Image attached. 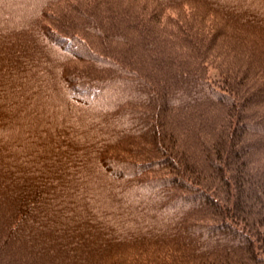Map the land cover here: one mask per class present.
I'll list each match as a JSON object with an SVG mask.
<instances>
[{
  "label": "trees",
  "instance_id": "1",
  "mask_svg": "<svg viewBox=\"0 0 264 264\" xmlns=\"http://www.w3.org/2000/svg\"><path fill=\"white\" fill-rule=\"evenodd\" d=\"M0 19V264H264V0H0ZM140 49L179 62L158 79Z\"/></svg>",
  "mask_w": 264,
  "mask_h": 264
},
{
  "label": "bare ground",
  "instance_id": "2",
  "mask_svg": "<svg viewBox=\"0 0 264 264\" xmlns=\"http://www.w3.org/2000/svg\"><path fill=\"white\" fill-rule=\"evenodd\" d=\"M147 7H148V9H151V10H148L147 12H152V11L157 10V6L156 5L154 6L153 1H151V3ZM166 14H169V13L167 12ZM58 16L60 18H62V16L60 14H58ZM125 18H127L130 22L126 21L123 25H120V28L123 31V33L121 32V35L124 36V37H128V39L140 36L141 35V33H140L141 29L140 28L141 27H138V24H140L139 20H138V16H134V14L131 13L129 15V17H125ZM144 30H145V28H144ZM148 30H149V34L150 35L153 34L152 35L153 37L157 36L158 33L155 30H153L152 28H148ZM170 33H173V31H170ZM105 35L111 36L108 31L105 33ZM167 37L169 38L168 41H170V39L174 40L172 38V36H170V35H167ZM100 41H104L107 44V43H109L111 41H114V40H110V39L103 40V39H101ZM158 43H159V41H158ZM112 44H114V46H115V42H112ZM163 45H165V44H163ZM122 46L123 45L121 43H118L115 47L121 49ZM165 48L168 49V53H169L171 51L172 45L171 44L170 45L169 44L165 45ZM144 53H145L144 49H140L139 51H137V55L138 56H143L144 55V60L143 61L151 69L149 71L150 75L152 77H156L158 79L162 78V76H163L162 72L165 69L164 67H166V70H167V69H170V68H172L174 66V64L171 62V60H173L174 62H175V60H177L179 62V59H178V57L176 55L175 56H174V54L162 55L159 50L156 51V52L153 51V52H148V53H145V54ZM148 54H149V56H148ZM175 57H176V59H175ZM163 58H165L166 60L163 59ZM147 80L149 82V78H147ZM23 104H24V107L22 109L23 114L24 113L25 114H33L34 113L35 109H33V105H28L27 101H24ZM125 146H126L125 149L127 151H129V152L136 151L138 153H141L139 148H137V147L131 148L128 145H125ZM117 153H120V151H118ZM132 158H134V157H132Z\"/></svg>",
  "mask_w": 264,
  "mask_h": 264
},
{
  "label": "rangeland",
  "instance_id": "3",
  "mask_svg": "<svg viewBox=\"0 0 264 264\" xmlns=\"http://www.w3.org/2000/svg\"><path fill=\"white\" fill-rule=\"evenodd\" d=\"M62 5H64V2H62V3H60V5L59 6H62ZM58 6V7H59ZM45 14H47L48 15V12H45ZM18 18V17H17ZM17 18H15V19H17ZM7 19H9V18H7ZM48 19V18H47ZM8 21H11V20H8ZM0 22L2 23V24H0V27H1V25L2 26H4L5 28V30H11V33H10V35L8 36V38H6V40H9V38H13L14 37V35H16V32H14V27L13 26H10V22H6V21H2V19H0ZM48 22V25L51 27L52 26V28L55 30V32L57 33V34H61L60 33V30H58V29H56V28H54L55 26H54V23H53V20L52 21H47ZM11 25H13V24H11ZM9 26V27H8ZM2 28V27H1ZM6 33H9L8 31H6ZM79 34V33H78ZM76 36H79V35H77V33H76ZM17 37V36H16ZM81 38V37H80ZM84 40V39H83ZM60 47V46H59ZM67 68V67H66ZM135 159V158H134ZM136 162H141V161H136ZM153 192V191H152ZM60 219V218H59ZM216 230V229H215ZM215 232H217V231H214V233ZM214 235H216V234H214ZM208 236H212V234H207L206 235V237H208Z\"/></svg>",
  "mask_w": 264,
  "mask_h": 264
}]
</instances>
